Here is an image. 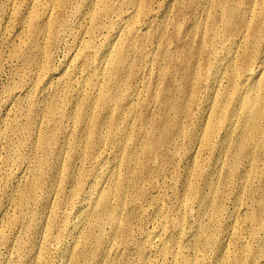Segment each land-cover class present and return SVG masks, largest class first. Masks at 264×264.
Segmentation results:
<instances>
[{
	"label": "bare ground",
	"instance_id": "6f19581e",
	"mask_svg": "<svg viewBox=\"0 0 264 264\" xmlns=\"http://www.w3.org/2000/svg\"><path fill=\"white\" fill-rule=\"evenodd\" d=\"M76 1L0 0V74L6 67L8 72V82L0 90V165L8 166L4 178L16 184L10 196L12 210L21 206L18 213L6 211L5 217L26 237L9 245L27 253L31 264H132L123 254L131 247L145 264L264 262V0H205L212 9L204 10L203 28L199 21L189 25L192 30L200 28L194 32L199 40L179 46L183 53L179 77L168 79L162 95L153 93L163 113L157 118L153 115L149 128L143 124L150 115L140 114L133 105L141 96L136 83L140 80L143 89L148 85L140 76L145 70L132 68L128 60V54L143 55L140 48L128 52L115 42H108L101 51L96 48L98 59L105 57L104 52L115 53L103 83L98 84L94 66L85 62L90 85L83 90L97 88L98 92L97 100L90 93L84 95L83 107L70 106L67 96L56 92L57 98L52 91L39 107L29 94L32 83L26 80L30 79L27 69H22L31 66L43 50L41 38L57 36L56 24H61L67 7ZM98 2L100 9L90 13L93 18L111 12L107 0ZM129 5L144 13L149 3L129 0ZM136 32L121 17L117 28L109 31V39L122 34L133 44ZM95 33V28L81 24L72 36L73 46L83 52L90 46V40L84 43V35ZM130 118L140 121L136 135ZM104 142L113 146L109 147L110 164L89 178L90 168L80 169L78 164L105 160L107 155L102 154L108 145L100 147ZM174 147H188L184 158L189 162L184 165L185 174L175 179L181 187L175 203L164 207L149 181L162 175L166 160L168 171L177 172L181 163ZM202 151L205 156L199 157ZM48 159L53 170L46 168ZM20 160L25 165L20 172L13 171ZM27 174L32 177L28 182ZM46 174L51 184L39 201L48 208L37 220L31 213V198ZM226 199L231 200L230 211L225 209ZM193 204L195 213L187 218ZM147 205L156 223L142 230L144 226L138 223L147 216ZM51 218L56 219L52 224L55 235L47 230ZM4 230L0 240L9 237ZM48 240L55 242L53 250L46 247Z\"/></svg>",
	"mask_w": 264,
	"mask_h": 264
},
{
	"label": "rangeland",
	"instance_id": "374dc122",
	"mask_svg": "<svg viewBox=\"0 0 264 264\" xmlns=\"http://www.w3.org/2000/svg\"><path fill=\"white\" fill-rule=\"evenodd\" d=\"M98 1L99 0H77L76 2H72L67 7L68 14L66 16H63L61 24H56V27L58 29L57 36L55 38H46V39H45V37L41 38L40 41H41V44L43 45V50L41 49L40 53L37 54L36 61L34 63H32L31 66H25L21 71V72H25V70L27 69V75L30 79H28L26 77V80H30L32 83V86L30 87V90H29V94H31V96H33L35 98V101L39 107L43 106V104L45 102V97L48 96V94L51 91H52V93H54L55 97H57V98H58V94H56V92L60 93V95H62V96H67L70 106H77L76 108L83 107L84 95H86L87 93H90V95L95 100H97V92H98L97 88H92L89 91L83 90V88L86 85H90V82L86 78V74H87L86 66L87 65L85 64V62H89L90 65L94 66V73L97 76L96 81L98 82V84L103 83L105 80V79H103V76L105 75L107 69L110 72V68H108L109 63H110V58L115 53V52L114 53L104 52L105 57L103 59H98L96 48H99V51H101V48L103 49L104 46L108 42L120 43L121 45H123L127 48L128 52L131 49H139L140 48V49H142L144 54L143 55H139V54L129 55L128 54V60H129V63L131 64L132 68H142L145 70L144 73H140V76H141V80H145V79L147 80V83L149 85V86L147 85L148 90H149V94L147 96V93H148L147 86H145L146 88L143 89V83L139 80L136 83V87H138V89H136V90H138V92H139L138 94L141 96L136 98L137 100L134 99L133 105H134L135 109L137 110V112L141 111L142 113L145 112L146 114L148 113L147 115H150V116H148V118L150 117L151 119L149 118L143 124V127L149 128L151 125L149 126L148 124L151 123L152 118H154L155 115H158V116H155V118H157V117L161 116L163 113V110L161 107L162 105H161L159 100H156V98L154 97V94L156 95L158 93L159 96L162 95L163 94L162 92L166 91V89H164L165 87H167L166 84L168 82H170L173 77L174 78L179 77V74H178L179 73L178 72L179 62H180L181 58H183L182 57L183 53H182L181 49H179V46L182 47V46L186 45V43L192 42V41L194 43H196L199 40V35L196 34V37H194L195 36L194 32L199 33L200 28L201 29L203 28L201 26H204V25L201 23L203 21L205 22V19H204L205 13H206L205 11L207 9L209 10L212 8L208 5V2H206L205 0H195L196 4H198V5H196V4L192 5L190 3L191 0H147L149 5H147L144 8V13H139L137 11V8L131 7L129 5V0H107V3L109 4V6L111 8V12L104 15V16H102L100 14V15L95 16V18H93L92 16H90V13L96 9H100ZM149 1H151V2H149ZM187 2L190 3V5L192 7L190 5H188ZM197 2H199V3H197ZM185 5H187V6H185ZM187 7L189 8V11L192 10V12L187 13L188 12V11H186V10H188ZM125 10H127L129 12L126 13L125 15H122L123 11H125ZM195 11H196V14L194 15L193 12H195ZM121 17L128 20L130 22V26L134 30H138V32H136L138 34H137L133 44L130 43L129 37H124L122 34L118 38L109 39L110 38L109 31L115 30L117 28L118 22L120 21ZM182 18L185 19L186 21L183 20ZM215 19H218V18H215ZM181 21L183 22V24ZM195 21L200 22L199 23L200 28L197 29L198 31L192 30V26H191V28L189 26L192 24V22L194 23ZM83 23H86L89 30L91 28H95L96 33L94 36L89 35V34L84 35V39H83L84 43H86L88 40H90V46L85 47L84 51L82 52L79 50L77 51V48L73 46V44H72L73 37L72 36L77 32L78 28ZM207 23L208 22L205 23V26H207ZM177 24H179V25H177ZM181 25L183 27L180 28L179 26H181ZM188 27H189V29H188ZM179 28H180V30H179ZM182 28H184V29H182ZM218 29H220L219 24H218ZM179 34H180V36H179ZM173 36H175V37H173ZM191 39H193V40L191 41ZM182 40H183V42L181 43ZM175 41H176V43H174ZM25 42H27V41H25ZM177 43H178V46H176ZM49 44H51V46H49ZM25 46L27 47L26 43H25ZM160 48H161V50H160ZM5 50H6V48H5ZM171 50H172V54H170ZM166 52H168L169 54L167 53V55H166ZM159 53H161V54H159ZM162 54H163V56H162ZM155 55L158 58L157 57L154 58ZM159 57H161V58H159ZM70 58H73L72 62H69ZM154 59H158V60L154 61ZM176 65H178V66H176ZM175 71H176V73H175ZM154 75H156V76H154ZM170 75H172V76H170ZM158 76L161 78V80H164L163 83H162V81H158V79H157V78H159ZM151 77H152V79H151ZM154 77H157V78H154ZM162 77H163V79H162ZM167 77H169V78H167ZM168 79L169 80L171 79V80L169 81ZM149 80H151L150 83H153V85L149 83ZM154 81L155 82L158 81V84L161 86L159 87L158 84H155ZM6 82H8L7 67L0 74V90L2 89L3 85L6 84ZM150 85H152V87L158 86V88L157 89L154 87L151 88ZM160 88H161V90H160ZM142 90H143V92H142ZM145 90L147 92H144ZM155 91H156V93H155ZM151 93H152L153 97L151 96ZM160 93H162V94H160ZM3 98H4V96H2L1 99H3ZM145 100H147V101L145 102ZM147 102H148V104H147ZM151 103H156V105L153 106V104H151ZM149 104L152 105L151 106L152 108L148 107ZM145 105H148V106H145ZM155 106H156V109H155ZM144 107H145V109H143ZM146 107H148L149 110ZM151 109L152 110L154 109L156 113H154V110L152 111ZM141 112H139V113L141 114ZM150 112H152V113H150ZM157 112H159L160 114H158ZM148 121H149V123H148ZM129 122L134 123V125L131 124V126H135V128L133 129L134 132H132V134H135V130H136V132H138L137 127L140 126L139 125L140 121L138 119H135V118H130L128 123ZM137 125H139V126H137ZM60 133L61 132L58 131V134H60ZM69 136H70L71 140L74 139V137H72L71 134ZM104 144L102 143L100 147H102V146L106 147L108 145L107 149H105L106 151H104V154H102L105 156L107 155V157H105V160H102V161L97 163V162H94L92 159H88V160L82 162L81 166L78 164L80 169L82 167L85 170L90 168L87 171V175L89 178H91L90 174H95V173L101 171V169L104 166L110 164V159H111L110 157L112 155V153H111L112 151L110 150L109 147H113V146H112V144L110 146L109 144H106L105 142H104ZM174 148H175L176 152L178 153L176 158L181 163V165L179 164L180 169L178 168V170H177V172L178 171L179 172L177 173V172L172 171V170L168 171V169H170V167L167 165L168 160H166L163 164L164 170L162 172V175H160V176L158 175L159 178L157 176H154V177L152 176V181H149V182H152V184L154 185L153 188L154 189L156 188L155 190L157 191L158 200H159L158 203L162 206H164L165 204L167 206L168 205L170 206V205H172V203L173 204L175 203V198L177 196L176 193H178L181 189L178 181H176V180L178 179L179 176L181 177V176H183V174H185L184 165L185 164L187 165V163L189 162V159L184 158V154L187 151L188 147H177V148L174 147ZM24 151H27V149H24ZM200 153L201 154H199V157L205 156V154H203V151ZM2 155H4V151H2ZM214 158H216L215 154L213 155V159ZM187 160H188V162H187ZM21 161L22 160L16 162V164L14 166L15 169H12L13 171H17V172L21 171L22 164L25 165V161L22 163H21ZM91 167H94V168H91ZM46 168H48L49 170H53V163L50 159H48L46 162ZM7 169H8V166H4L3 163L0 165V174H2V177L0 178V231L4 230V229L6 230V225L7 224L9 225L7 227V230H6L9 234V237L7 239L0 240V264H31L32 260L29 258L27 253L23 252V250L16 251L13 247H11L9 245V243L16 244L21 236L24 239V241H26V237L24 236L22 231L21 232L19 231V229L16 227V225L14 223H11V222L8 223L9 217L8 218L5 217L6 211L10 214H12L13 212L18 213V210L21 208V206L19 205V206H17L16 210H12L14 206L10 204V196H11V194H13L12 187L16 184L12 183L10 181H7L6 178H4V174L7 171ZM172 173H174V174H172ZM177 174H180V175H177ZM24 177H27L26 182H28V180H30L32 178L31 175H29V174H27ZM156 180H158L159 182ZM170 181L171 182L176 181V183L170 184L171 183ZM50 184H51V182H49L48 175L46 174L44 176L43 180H41V182H40V187H39L37 193L34 195L35 197L31 198V201H32V212L31 213H32V216L34 217V219L38 220V217L41 214L42 210L48 208L47 204L44 206L42 203H40L39 200L42 197V191L46 190L50 186ZM24 187L25 186H23V184H21L20 190L24 191L25 190ZM65 188L66 187H63L61 189V191L59 192L61 195L63 194V189H65ZM14 193H15V197L18 196L16 194V191H14ZM172 193H174V194H172ZM172 195H174V196L172 197ZM168 197L169 198L171 197L170 198L171 201L168 199ZM173 198H174V200H172ZM241 198H243V195H241L240 199ZM144 204H147V203H144ZM224 204L226 206L225 207L226 210H228V211L232 210L231 200L226 199ZM164 207H166V206H164ZM147 210H148L147 216L146 215L143 216V219L140 220L141 222L139 221V223H138V224H140L138 226H140V227L144 226V227H142V230H144V229L150 230L151 228L154 227V225L156 223L153 220L154 214H153V209L151 208L150 205L148 206ZM195 210H196V205L195 204L190 205L188 211L186 212L187 218H191L190 215L195 213ZM150 211L152 214H150ZM54 221H56V219L51 218L50 224L48 225V228H47L49 234H51V235H55L57 233V229L55 227H52V224ZM151 223L153 224V226ZM138 236H139V234H138ZM0 238H1V236H0ZM13 238H14V241L12 242ZM35 240L38 241L39 236L36 235ZM231 241H233L232 238H230V244H231ZM46 247L50 250H53L55 247V242L52 240H48L46 242ZM132 249H134V250H132ZM123 254H126L127 256H129L128 259H129V261H131L132 264H145V262L142 260L138 261L140 259H138V257L135 256L136 252H135V248H133V247L125 250ZM48 255L51 258H55V255L52 252H48ZM114 258H115V256H113V258H111V261H114ZM42 260H41V262H42ZM246 264H249V262H247ZM258 264H264V262H261V260H260L258 262Z\"/></svg>",
	"mask_w": 264,
	"mask_h": 264
}]
</instances>
